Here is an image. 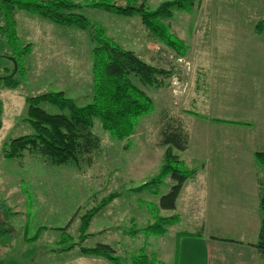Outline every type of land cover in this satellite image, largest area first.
Wrapping results in <instances>:
<instances>
[{
	"label": "rangeland",
	"instance_id": "1",
	"mask_svg": "<svg viewBox=\"0 0 264 264\" xmlns=\"http://www.w3.org/2000/svg\"><path fill=\"white\" fill-rule=\"evenodd\" d=\"M72 1L80 5L77 12L91 24L103 26L106 35L121 47L172 71L159 88L143 86L132 76L151 97L153 110L139 118L130 137L114 139L97 118L93 119L91 130L99 138V148L91 163L54 165L28 151L18 158H4L3 143L33 133L26 119V96L61 90L83 105L91 101L93 93L91 32L25 11L15 13L16 45L30 43V51L17 57L25 71L13 74L18 85L4 88L0 83V219L9 228L1 237L5 243L0 244V264L55 258L54 248L79 242V216L111 193L117 195L91 218L87 231L93 234L83 243H111L122 257L144 247L145 253L167 263L171 257H163L166 246L161 235H129L124 230L145 226L156 213H172L158 207L160 195L171 185L170 178L158 186L157 193L135 190L152 178L162 163V121L179 119L191 137L186 152L174 150L186 167V163L238 162L246 166L251 162L262 174L254 159L257 150L252 149L257 135L264 134V120L257 117L252 122L251 116L264 109V0H195L190 10L173 9L164 23L184 44L183 54L153 38L138 12L124 15L87 4L98 0ZM108 1L153 9L169 0ZM14 48L0 35V76L13 73L10 56H17L18 50ZM42 107L49 113L59 112L51 104ZM166 234L168 237L169 232ZM33 235L35 241L25 242L24 238ZM76 251L74 247L60 256Z\"/></svg>",
	"mask_w": 264,
	"mask_h": 264
},
{
	"label": "trees",
	"instance_id": "2",
	"mask_svg": "<svg viewBox=\"0 0 264 264\" xmlns=\"http://www.w3.org/2000/svg\"><path fill=\"white\" fill-rule=\"evenodd\" d=\"M194 3L195 0H169L153 9H148L143 4L137 7L120 6L108 0L87 4L90 7L124 15L138 12L142 23L153 38L161 41L172 51L183 54L184 44L168 31L164 21L171 16L173 9L187 11L194 6ZM79 6L72 0H0V35L4 36L11 48L18 49L17 56L14 54L10 56L15 63L13 73L0 76V83L4 88L18 85L19 81L13 77V74L18 71L23 75L25 71L23 66L18 64L17 57L30 51V43L23 46L16 45L18 37L15 13L17 11H25L62 26L87 29L91 32L92 41L91 101L78 105L61 90L26 96V119L31 124L33 133L3 143L1 154L4 158H18L24 151H28L54 165L73 163L78 166L80 163H91L92 157L99 148V138L91 130L93 119L97 118L101 128L114 139L123 140L130 137L135 132L139 118L153 110L151 97L134 83L132 76L136 77L143 86L159 88L165 85V79L171 74V69L150 64L142 60L133 50L121 47L106 35L103 26L91 24L83 14L77 12ZM45 103L57 107L59 112L45 111L42 107ZM166 119L162 121L159 132V144L165 146L162 163L157 173L135 190L146 189L151 193H157L158 186L165 178H170L171 185L166 193L160 195L158 207L172 210L175 208L182 185L196 174L197 169L186 167L179 154L174 152V150L184 152L187 149L189 137L186 128L175 117ZM254 159L260 166L262 174L257 177L259 227L253 246L258 254L264 257V151H256ZM116 195L117 193H111L105 196L97 206L90 207L79 216V242L53 250L66 251L76 247L82 255L102 257L111 264H167L157 256L145 253L144 247L129 257H122L116 254L110 244L83 243V240L92 236V233L87 231L91 218ZM177 220L176 214L161 216L156 213L153 221L145 226L124 228V230L129 235L143 233L146 237L162 236ZM64 227L62 229L65 230ZM7 232H9L8 225L0 219L2 244L5 241H2L1 237ZM36 237L33 235L26 239H36ZM62 239H66V236Z\"/></svg>",
	"mask_w": 264,
	"mask_h": 264
},
{
	"label": "crops",
	"instance_id": "3",
	"mask_svg": "<svg viewBox=\"0 0 264 264\" xmlns=\"http://www.w3.org/2000/svg\"><path fill=\"white\" fill-rule=\"evenodd\" d=\"M253 115L252 122L258 118L264 120V109ZM239 116L248 120L244 115ZM257 123L262 125L261 121ZM254 143L253 151L264 150V134L259 133ZM188 148L189 143L184 152ZM186 164L197 172L184 182L175 208L170 210L178 220L168 227V237L166 233L162 235V243L166 246L163 257H171L167 264H264V257L253 246L259 227L257 166L251 162L246 166L238 162ZM177 224L181 226L173 230ZM24 239L25 242L36 240ZM104 243L117 251L118 247ZM171 243L173 249L169 250ZM73 248L53 250L58 255L55 258L21 264H111L102 257L82 255L78 249L74 254L60 256Z\"/></svg>",
	"mask_w": 264,
	"mask_h": 264
},
{
	"label": "water",
	"instance_id": "4",
	"mask_svg": "<svg viewBox=\"0 0 264 264\" xmlns=\"http://www.w3.org/2000/svg\"><path fill=\"white\" fill-rule=\"evenodd\" d=\"M14 69H15V63H14Z\"/></svg>",
	"mask_w": 264,
	"mask_h": 264
}]
</instances>
